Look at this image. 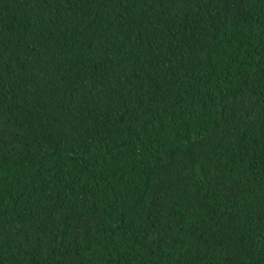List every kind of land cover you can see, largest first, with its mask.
Returning <instances> with one entry per match:
<instances>
[{
    "label": "trees",
    "instance_id": "obj_1",
    "mask_svg": "<svg viewBox=\"0 0 264 264\" xmlns=\"http://www.w3.org/2000/svg\"><path fill=\"white\" fill-rule=\"evenodd\" d=\"M0 264H264V0H0Z\"/></svg>",
    "mask_w": 264,
    "mask_h": 264
}]
</instances>
